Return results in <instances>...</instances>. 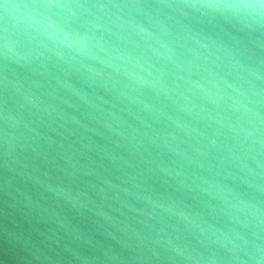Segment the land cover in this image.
<instances>
[{
	"label": "water",
	"instance_id": "water-1",
	"mask_svg": "<svg viewBox=\"0 0 264 264\" xmlns=\"http://www.w3.org/2000/svg\"><path fill=\"white\" fill-rule=\"evenodd\" d=\"M238 2L0 0V264H264V14Z\"/></svg>",
	"mask_w": 264,
	"mask_h": 264
},
{
	"label": "clouds",
	"instance_id": "clouds-1",
	"mask_svg": "<svg viewBox=\"0 0 264 264\" xmlns=\"http://www.w3.org/2000/svg\"><path fill=\"white\" fill-rule=\"evenodd\" d=\"M228 7L237 10H250L258 15L264 14V0H255V2L240 0V2L228 5ZM24 19L26 23L41 31L43 35L52 40L54 43L66 46H82L85 43V41L79 37H72L54 21L46 17H39L34 14L27 13L25 14Z\"/></svg>",
	"mask_w": 264,
	"mask_h": 264
}]
</instances>
